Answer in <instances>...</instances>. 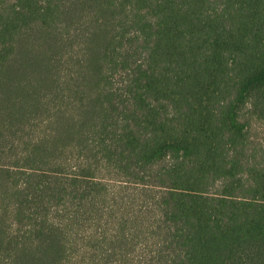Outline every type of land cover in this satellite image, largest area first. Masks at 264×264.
Instances as JSON below:
<instances>
[{"label":"trees","instance_id":"trees-1","mask_svg":"<svg viewBox=\"0 0 264 264\" xmlns=\"http://www.w3.org/2000/svg\"><path fill=\"white\" fill-rule=\"evenodd\" d=\"M264 0H0V264H264Z\"/></svg>","mask_w":264,"mask_h":264},{"label":"rangeland","instance_id":"rangeland-1","mask_svg":"<svg viewBox=\"0 0 264 264\" xmlns=\"http://www.w3.org/2000/svg\"><path fill=\"white\" fill-rule=\"evenodd\" d=\"M250 135L257 139L264 137V124L255 123L250 130Z\"/></svg>","mask_w":264,"mask_h":264}]
</instances>
